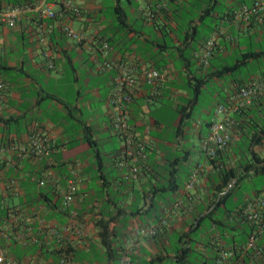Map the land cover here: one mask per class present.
<instances>
[{
  "label": "crops",
  "instance_id": "obj_1",
  "mask_svg": "<svg viewBox=\"0 0 264 264\" xmlns=\"http://www.w3.org/2000/svg\"><path fill=\"white\" fill-rule=\"evenodd\" d=\"M39 1L0 0L3 7L23 6L13 26L0 18V146L22 143L30 132L52 145L48 158L37 162L17 159L9 149L2 152L0 242L5 257L17 264H60L61 257L63 264H214L222 248H231L225 264H264V231L255 240V256L243 248L250 224L235 212L247 199L264 198V169L241 170L247 146L257 136L252 149L264 158V11L244 22L232 13L253 0H166L165 14L151 23L139 11L146 1L118 0L126 14L118 25L99 0H72L78 15L66 11L60 0H44L53 18L34 9ZM62 25L81 39L64 34ZM192 26L197 40L184 50L185 60L180 49ZM213 30L219 31L216 43L208 64L201 66L189 51ZM103 63L127 66L133 73L151 66L160 74L155 99L147 100L148 85L142 84L125 106L128 124L145 141V159L138 161L135 179L125 178L132 161L118 156L122 142L110 127L106 99L117 71L104 69ZM233 64V72L213 77V71ZM201 79L190 109L192 87ZM213 81L219 88L214 105L227 104L242 84L256 82L263 88L248 106L229 113L234 120L230 140L211 161L204 158L200 141L208 123L220 115L212 105L205 112L208 118L189 120L200 91ZM165 100L177 113L172 128L153 116V108ZM86 137L97 148L98 159ZM196 163H201L197 184L185 190L186 176ZM224 168L236 171L225 190L246 178H258L261 188L251 187L229 213L220 204L213 214L220 227L204 215L213 206L218 171ZM238 174L242 178L235 182ZM37 179L44 183L38 185ZM69 179L74 191L66 206L62 195ZM176 200L179 206L172 208ZM70 207L77 212L82 235L66 228ZM149 227L155 229L152 235ZM99 233H104L103 241ZM186 248L178 258L177 252Z\"/></svg>",
  "mask_w": 264,
  "mask_h": 264
},
{
  "label": "built area",
  "instance_id": "obj_2",
  "mask_svg": "<svg viewBox=\"0 0 264 264\" xmlns=\"http://www.w3.org/2000/svg\"><path fill=\"white\" fill-rule=\"evenodd\" d=\"M146 5L140 8V14L144 19L151 21L158 16L162 9L165 8L166 0H144ZM63 8L71 14L78 15L79 9L73 5L72 0H60ZM41 15L47 18L54 17V11L49 6L40 0L35 5ZM23 10L22 5L1 6L0 18L9 26H13L19 13ZM264 11V0H253L249 4H242L237 8L232 16L235 20L248 22L252 17H256ZM62 32L75 40L81 39V34L74 32L68 25H62ZM219 31L213 30L199 44L193 52V58L201 66H206L211 56L212 50L216 43V38ZM103 47L106 48V43L103 42ZM50 66V64H49ZM103 68H115L117 75L109 88L107 94V103L111 107L110 111V127L113 132L120 138L122 146L118 152L120 159H129L132 163L128 167V173L125 178L135 179L139 173L138 161L145 159V141L141 139L133 128L128 124L125 106L131 102L136 89L142 84L148 85L146 93L147 100H152L159 95L158 83L160 74L157 69L151 66H143L138 73H133L132 69L116 65L115 63H103ZM263 84L249 82L242 84L236 88L233 95L230 97L227 104L218 103L214 107V114L220 115L219 120L208 123L207 134L200 141V149L206 160L213 159L217 152H221L227 146L230 140V133L234 125V120L229 113L238 112L248 106L252 100L262 94ZM3 89V83L0 80V91ZM9 149L14 153L17 159H26L31 162L47 159L52 151V145L45 136L36 132H30L26 139L19 144H10L8 147L0 146V158L2 152ZM121 160V161H123ZM201 163H196L188 172L184 181L183 187L185 190L193 189L197 184ZM35 179L34 177H31ZM38 185L44 183L43 179L36 180ZM74 191V183L72 179L67 180L65 192L62 195L64 205L68 206L71 200L72 192ZM179 206V201L176 200L172 204V208ZM264 209V198L255 197L245 200L237 209L236 214L245 222L250 224V230L247 234L246 241L243 244L244 249H252L255 256L259 254V250L255 246V240L264 231V218L262 215ZM70 223L66 225L67 229L74 228V233L79 236L83 231L80 227H76L77 212L73 208H69L67 212ZM159 224H165V219L161 218ZM154 227H149L148 233L153 234ZM2 227L0 225V234ZM232 255V249L222 248L214 260V264H225L226 260ZM58 262L65 263L64 257H61ZM0 264H17L14 261L5 257L0 242Z\"/></svg>",
  "mask_w": 264,
  "mask_h": 264
},
{
  "label": "trees",
  "instance_id": "obj_3",
  "mask_svg": "<svg viewBox=\"0 0 264 264\" xmlns=\"http://www.w3.org/2000/svg\"><path fill=\"white\" fill-rule=\"evenodd\" d=\"M22 5L20 2L18 3H15V5ZM165 9H162L160 14L158 16H156L154 19H152L150 22L151 23H156V20L158 17H161L163 14H161L162 12L164 13L165 12ZM111 12L112 14L115 16V20L117 22L118 25H123L124 24V19H125V12L123 10V7L118 3V0H114V3L111 5ZM165 14V13H164ZM194 29L195 27L192 26L190 28V32L188 34L185 35V41H186V44L184 45V48H181L180 51L183 52L182 54V57L183 59L185 60H188V56L185 55L184 53L186 51H184L185 49H187V46L189 45V43L191 42H196L197 40V35L196 33L194 32ZM184 41V40H182ZM197 48H194L193 46L190 48V55L189 57L193 58V52L196 50ZM257 56V55H260L259 53H255V54H251L249 53V55H247L248 57L249 56ZM237 67L235 64L233 65H230V66H224L222 67L221 69H219L218 71H213V77L218 75V74H226V73H231L233 72V70H235ZM203 82V79H201V81H199L198 83H194L193 87H192V98L188 101V106L192 107V104L195 103L196 101V97H197V94L199 92V87L201 86ZM155 99V98H154ZM181 120H182V117H180L179 119V124L181 123ZM260 137L257 136L255 137V139H252L250 144H248L247 146V150H248V158L246 160V163L244 164V166L241 168V170L243 172H248V171H251L253 173H256L258 171H262L264 169V158H261L257 153H255L252 149V142H255V141H258ZM86 140L87 142L89 143V145L91 146L92 148V153L94 155V157L96 159H98V150L97 148L95 147L93 141H91L88 137H86ZM228 145V144H227ZM226 148V147H225ZM220 153L217 152L216 153V156ZM215 156V157H216ZM214 157V158H215ZM213 158V159H214ZM212 161V159H210ZM236 175V171L235 169H232V168H228V169H219L218 171V176H219V183L216 184L215 186V190H216V194H215V201L213 203V206L210 208V210L204 215V217L206 218H210L212 220V223L215 225V224H219V226L221 227V221L219 219V217H213V214L217 212V207L224 202V200L228 197V195L230 194V190L227 189L225 190V187L227 186V182L234 178ZM242 176V175H241ZM239 174L237 176V178L235 179V182H237V180L241 179V177ZM218 192H222L220 195H217ZM226 212H230L231 209H225ZM99 236L100 238L102 239L103 241V238H104V233H99ZM188 251V248L186 249H181L177 252V255H178V258H183L185 256V253ZM65 258V257H64ZM154 259H159V256H156L154 257Z\"/></svg>",
  "mask_w": 264,
  "mask_h": 264
},
{
  "label": "rangeland",
  "instance_id": "obj_4",
  "mask_svg": "<svg viewBox=\"0 0 264 264\" xmlns=\"http://www.w3.org/2000/svg\"><path fill=\"white\" fill-rule=\"evenodd\" d=\"M99 2L102 4V6L104 7V10H106L107 8V12L108 14H111L110 12V7L108 8V6H111L112 4V0H99ZM123 1H121L122 3ZM123 4V3H122ZM104 13V14H106ZM261 39V43H264V35L260 38ZM240 42H246L247 38H240L238 39ZM233 54L229 57L228 56V63H231L233 61ZM228 77L223 78L222 83L223 85H225L226 81H227ZM184 81V80H183ZM218 86L216 85V83L213 81V85L211 82H207L204 86V88L200 91L199 95H198V101L197 104L194 106L193 111L191 113L190 116V120H189V124L191 122H193L195 119L197 118H208V115L205 114V112L208 110V108L210 109L213 105V111H214V103L216 101L215 99V92L218 91ZM213 95V96H212ZM157 116L159 117L161 120H164V122L166 123L167 126H170L171 128L174 127L175 122H176V118H177V113L173 112L170 108H169V102L168 101H162V106L158 107L157 109L153 108V116ZM219 116L218 118H216V120H219ZM260 180L258 178H254L253 180H251V182L247 181V178L244 181H239V183L235 186V188H233L230 191V194L228 195V197L224 200L223 203H221L220 207L222 208H227V209H232L234 207V204L236 202H238L241 198V196L247 192L251 187H255V188H261V183L259 182ZM189 262H191L192 257L188 258Z\"/></svg>",
  "mask_w": 264,
  "mask_h": 264
}]
</instances>
